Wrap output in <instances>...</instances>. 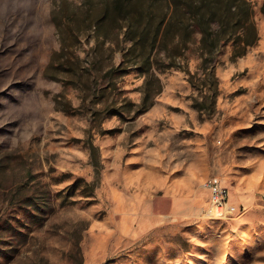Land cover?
Listing matches in <instances>:
<instances>
[{
	"label": "rangeland",
	"instance_id": "rangeland-1",
	"mask_svg": "<svg viewBox=\"0 0 264 264\" xmlns=\"http://www.w3.org/2000/svg\"><path fill=\"white\" fill-rule=\"evenodd\" d=\"M84 2L0 0V264H264V0L245 56L209 83L191 55L143 113ZM211 178L240 217L210 213Z\"/></svg>",
	"mask_w": 264,
	"mask_h": 264
},
{
	"label": "trees",
	"instance_id": "trees-1",
	"mask_svg": "<svg viewBox=\"0 0 264 264\" xmlns=\"http://www.w3.org/2000/svg\"><path fill=\"white\" fill-rule=\"evenodd\" d=\"M84 7L82 24L93 40L92 50L122 53L121 65L113 70L123 67L122 72H135L143 81L136 113L147 111L161 93L159 75L186 71L191 55L211 83L224 47H232L235 61L258 41L250 0H85ZM260 13L264 16V2ZM75 20L71 14L69 21ZM111 79L106 72L96 88L104 89Z\"/></svg>",
	"mask_w": 264,
	"mask_h": 264
},
{
	"label": "built area",
	"instance_id": "built-area-1",
	"mask_svg": "<svg viewBox=\"0 0 264 264\" xmlns=\"http://www.w3.org/2000/svg\"><path fill=\"white\" fill-rule=\"evenodd\" d=\"M209 194V211L215 218H237L243 213V209L230 202L228 192L216 178L208 180L203 185Z\"/></svg>",
	"mask_w": 264,
	"mask_h": 264
},
{
	"label": "crops",
	"instance_id": "crops-1",
	"mask_svg": "<svg viewBox=\"0 0 264 264\" xmlns=\"http://www.w3.org/2000/svg\"><path fill=\"white\" fill-rule=\"evenodd\" d=\"M195 197L196 196H194L192 199H189V197H188V199L185 201V203H186V206H184V207H186V211H189V212H193V211H197V208H196V202H195ZM181 203H183V201H173V209H179V205L181 204Z\"/></svg>",
	"mask_w": 264,
	"mask_h": 264
},
{
	"label": "bare ground",
	"instance_id": "bare-ground-1",
	"mask_svg": "<svg viewBox=\"0 0 264 264\" xmlns=\"http://www.w3.org/2000/svg\"><path fill=\"white\" fill-rule=\"evenodd\" d=\"M208 184V181H206L205 183H204V185H207Z\"/></svg>",
	"mask_w": 264,
	"mask_h": 264
}]
</instances>
